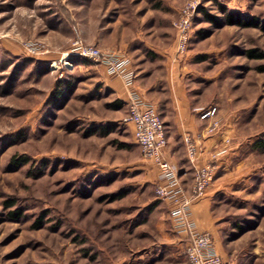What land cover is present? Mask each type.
I'll use <instances>...</instances> for the list:
<instances>
[{"label": "rangeland", "instance_id": "1", "mask_svg": "<svg viewBox=\"0 0 264 264\" xmlns=\"http://www.w3.org/2000/svg\"><path fill=\"white\" fill-rule=\"evenodd\" d=\"M188 1L0 0V264H187L181 247L159 241L155 163L124 122L127 106L95 89L99 65L68 55L76 39L173 56L193 94L229 122L212 200L222 259L264 264V32L226 24L220 8L263 23L264 0H196L177 54L172 22Z\"/></svg>", "mask_w": 264, "mask_h": 264}, {"label": "crops", "instance_id": "2", "mask_svg": "<svg viewBox=\"0 0 264 264\" xmlns=\"http://www.w3.org/2000/svg\"><path fill=\"white\" fill-rule=\"evenodd\" d=\"M122 49L123 53L131 59V67L135 73L132 88L142 100L156 108L157 114L164 123L166 134L164 157L176 165L181 185L186 193L191 192L190 187L194 174L185 146L182 143V138L185 135L190 134L197 145V153L194 158L195 165L210 164L214 166V179L207 186L204 196L191 202L190 217L197 231L209 232L212 246H214L216 253L223 258L218 218L215 217L213 212L212 200L219 191L217 171L218 166H221L227 158L222 154L228 148L227 140L230 139L232 134L231 126L228 121L220 119L221 116L218 111H216L215 117L204 119L200 118L199 112L194 111L196 108L213 106V103L209 104L208 101H203L202 98L193 94L188 85L185 84L183 74L175 66L173 56H163L162 59H158V57L140 59L135 55L137 54L135 53L136 50L127 49L125 45L122 46ZM46 57V60L53 61L51 56ZM99 66V77L96 78L95 89H98V92L102 89L109 92L110 95L115 96V99L124 103L128 110L127 90L123 88L118 77L107 74L104 67ZM216 119L221 120L217 129L209 132L208 128ZM126 125L129 127L133 138L132 125L130 123H126ZM150 164L149 179L157 187L163 182L162 176L159 174L157 167L153 163ZM154 204L151 215L155 219V229L160 238L159 241L170 246L181 247L185 257L184 246L186 242L184 237L175 234L171 230L169 212L174 205L168 200H159L156 196Z\"/></svg>", "mask_w": 264, "mask_h": 264}, {"label": "built area", "instance_id": "3", "mask_svg": "<svg viewBox=\"0 0 264 264\" xmlns=\"http://www.w3.org/2000/svg\"><path fill=\"white\" fill-rule=\"evenodd\" d=\"M198 6L196 0L188 1L179 11L177 19L172 22L175 29L176 53L183 54L187 48L190 24L195 10ZM25 48L32 53H39L41 48L36 43L26 44ZM74 55L81 59L102 65L107 74L119 78L123 88L127 90L128 112L124 119L125 123L132 125V132L135 144L139 147L142 157L152 160L159 174L162 176V184L155 189L157 199L168 200L174 205L169 212L171 230L185 239V260L187 264H225L219 256L214 246H212L209 232H199L195 229V224L190 217L191 202L204 196L207 186L214 179V166L205 164L195 165V155L197 145L194 138L188 134L182 138L187 157L193 167V182L191 192L186 193L183 189L178 170L175 164L164 157L166 147V134L160 116L155 107L142 100V98L132 88L135 73L131 67V59L123 52L109 50L95 45H89L76 39L72 42L68 55ZM65 57L59 58L64 66H69ZM57 61L50 63L53 68ZM217 108L209 106L207 108H196L201 119L215 117ZM219 120L216 119L208 128L209 132L217 129Z\"/></svg>", "mask_w": 264, "mask_h": 264}, {"label": "trees", "instance_id": "4", "mask_svg": "<svg viewBox=\"0 0 264 264\" xmlns=\"http://www.w3.org/2000/svg\"><path fill=\"white\" fill-rule=\"evenodd\" d=\"M221 8V12L225 14V23L226 24H232V25H236L238 27H259L263 32H264V22L262 23L260 21L259 18H255V17H251V18H244L241 16L240 13L238 12H231V11H226L223 7ZM203 13L204 18L210 22L213 23L214 22V18L211 14L203 11L201 12ZM246 56H248L249 58H258L261 57L256 54H254L251 50H248L245 52ZM256 70L259 72L264 73V64H260ZM21 215L20 211H11L9 213V216L12 220H15L17 218H19V216Z\"/></svg>", "mask_w": 264, "mask_h": 264}]
</instances>
